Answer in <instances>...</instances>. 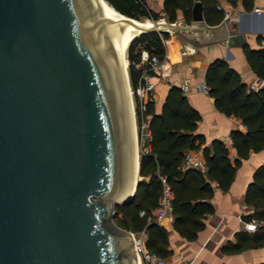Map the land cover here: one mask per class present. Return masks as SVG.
I'll return each mask as SVG.
<instances>
[{
  "label": "water",
  "instance_id": "obj_1",
  "mask_svg": "<svg viewBox=\"0 0 264 264\" xmlns=\"http://www.w3.org/2000/svg\"><path fill=\"white\" fill-rule=\"evenodd\" d=\"M122 14L104 0H0V264H139L113 221L141 178L126 22L246 42L240 23L207 24L200 0L189 24Z\"/></svg>",
  "mask_w": 264,
  "mask_h": 264
},
{
  "label": "trees",
  "instance_id": "obj_2",
  "mask_svg": "<svg viewBox=\"0 0 264 264\" xmlns=\"http://www.w3.org/2000/svg\"><path fill=\"white\" fill-rule=\"evenodd\" d=\"M118 11L131 17L156 20L161 11L170 21L177 18L181 10L186 21L191 19V7L194 0H163L161 10L152 9L147 0H106ZM207 23H218L223 19L222 8L218 9L219 0H200ZM231 5L241 4L243 10L251 11L254 0H225ZM167 31L156 30L141 32L129 42L127 56L130 85L135 88L140 80L141 69L134 62L139 59L142 48L160 57L164 56L163 39ZM258 47L243 44L246 59L257 77L264 80V36L258 35ZM136 44H139L136 48ZM136 48V52L133 50ZM208 93L214 97L216 107L230 115L239 116L246 131L235 129L230 133L235 155L231 157L229 148L222 140H212L210 146L200 147L204 137L194 134L200 115L188 102L184 91L178 85H172L159 111L155 110L153 98L147 99L142 110L144 117H149L147 130L150 138L144 141L147 150L139 155V174L134 196L131 200L117 204L114 218L116 223L126 229L138 232L145 230V247L161 257L172 253L168 231L164 225L148 221L147 217L158 205L162 191L163 176L172 190V226L174 231L186 240H194L205 223L203 217L213 212L209 199L217 186L222 190L230 187L236 168L241 159L251 151L264 150V86L250 88L241 76L224 59L210 63L205 74ZM138 121L141 112L136 104ZM201 148L205 169L185 167L183 160L187 149ZM245 202L254 208V216L264 219V165L257 167L248 183ZM144 210V214L140 211ZM249 218V216H246ZM234 242H227L222 251L238 252L251 246L264 245V225L253 232L237 231Z\"/></svg>",
  "mask_w": 264,
  "mask_h": 264
},
{
  "label": "crops",
  "instance_id": "obj_3",
  "mask_svg": "<svg viewBox=\"0 0 264 264\" xmlns=\"http://www.w3.org/2000/svg\"><path fill=\"white\" fill-rule=\"evenodd\" d=\"M147 2L152 9L161 10L163 0H147ZM155 2L156 8H154ZM218 5L223 10V19L227 18L231 23L237 22L243 26L245 43L253 48L258 47V35L264 36V12H256L254 8H264V0H254L251 11L243 10L240 3L231 5L225 0H219ZM161 14L164 20V11H161ZM232 16H237V18L233 19ZM182 18H184L183 13L178 10L175 20ZM191 20L192 18L186 21L184 18L186 24H189ZM167 32L168 36L163 39L166 69L164 74H153L150 77L154 84L152 94L156 111L161 109L172 85L180 87L184 80H188L191 85L205 81L206 70L210 63L216 59H224L241 76L242 81L248 87L257 89L264 86V80L257 77L250 68L243 45H227L221 38L194 42L179 27L175 30H167ZM261 43L264 45V40ZM184 93L189 104L200 115L193 133L204 137V142L200 145L201 148L205 145L210 146L214 139L223 141L224 138L230 136L232 130L246 131L242 119L239 116L228 115L220 111L215 105L214 97L209 93L199 91L193 86ZM139 136L141 139L140 150H147L143 144L146 139L150 138L147 128L142 135L138 130V141ZM201 148L196 150L203 157ZM193 150L187 149L185 153H191ZM229 153L231 157H234L235 148L232 145L229 147ZM241 160L230 187L226 190L217 186L214 188V195L209 199L213 206V212L207 213L203 217L205 226L194 240L184 239L174 231L172 221L164 220L162 225L168 231L172 249L171 255L166 257L170 262L191 260L193 264H264V245L251 246L234 253L222 251V246L227 242H234L236 232L243 230V224L238 215L246 204L244 200L246 187L251 181L255 169L264 165V150L251 151L248 157ZM139 176L141 177L140 174Z\"/></svg>",
  "mask_w": 264,
  "mask_h": 264
},
{
  "label": "built area",
  "instance_id": "obj_4",
  "mask_svg": "<svg viewBox=\"0 0 264 264\" xmlns=\"http://www.w3.org/2000/svg\"><path fill=\"white\" fill-rule=\"evenodd\" d=\"M218 8H221L220 5H218ZM254 11L259 13L264 12V8H254ZM231 18L235 19L237 18V16H232ZM165 63H166L165 56L160 57L155 53H150L145 48H142L140 50L139 59L134 62L135 67L141 69L140 80H142V82H140L135 88H132L130 85L131 92H133L135 98L137 99L136 103H138L141 112V119L140 121H138L140 135H142L145 132L149 123V117H144L142 114V110L145 108L144 102L147 99L153 98L152 92H153L154 84L150 80V77L153 74L155 75L164 74V71L166 69ZM191 86L205 93H208L209 90V87L205 83V81L191 85L188 80H184L180 84V88L183 91L189 90ZM223 143L226 147L228 148L231 147L232 145L231 137L227 136L226 138H224ZM183 165L185 167H190V166L196 167L201 170L205 169L204 158L200 155L199 151L197 150H193L191 153L185 154ZM161 180H162V191L158 199V205L152 211V213L147 217L148 221H153L159 225H162L165 219H168L169 221H173L174 218L172 211V202H171L172 199L171 187L163 176L161 177ZM242 209L243 210L238 215V217L243 224V228H242L243 230L252 231L255 230L257 227L264 225V219H260L254 216V208L252 206L244 204ZM144 213H145L144 210L140 211V214H144ZM246 216H249V218H246ZM129 231L133 235L136 245L137 255L142 264H151V263L152 264H193V261L191 260L188 261L180 260L177 263H172L168 260V258L158 256L157 254L148 250L145 247L144 239L146 232L144 229L138 232H135L131 229H129Z\"/></svg>",
  "mask_w": 264,
  "mask_h": 264
},
{
  "label": "bare ground",
  "instance_id": "obj_5",
  "mask_svg": "<svg viewBox=\"0 0 264 264\" xmlns=\"http://www.w3.org/2000/svg\"><path fill=\"white\" fill-rule=\"evenodd\" d=\"M106 2V4L109 6V8L111 10H113L119 17L121 18H125L124 15L122 13H120L118 10H116L110 3H108L106 0H104ZM162 22H165L163 19H160V20H157V21H152L151 19L149 18H144V19H138V20H135L133 21V23H136V24H140V25H154V24H158V23H162ZM158 26H161V27H166V26H162V25H158ZM138 27H143V26H138ZM157 27V26H155ZM140 30L137 29L135 27V25L131 24V23H128L126 22V25H125V33H126V50H127V46H128V43L130 42V40L132 38H134L137 34H139ZM126 63H127V66L129 64V59H128V56H127V51H126ZM131 89V87H130ZM132 93V92H131ZM132 96V95H131ZM133 103V102H132ZM135 117V116H134ZM135 131H136V124H135ZM136 135H137V131H136ZM138 136V135H137ZM137 136H136V148L138 149V142H137ZM139 152V150H138ZM136 177H138V174L136 175Z\"/></svg>",
  "mask_w": 264,
  "mask_h": 264
},
{
  "label": "rangeland",
  "instance_id": "obj_6",
  "mask_svg": "<svg viewBox=\"0 0 264 264\" xmlns=\"http://www.w3.org/2000/svg\"><path fill=\"white\" fill-rule=\"evenodd\" d=\"M156 2H155V5H154V8H156ZM140 19H144V18H140ZM160 19H163V17L161 16L160 18H158V19H156V20H160ZM152 20V19H151ZM139 44H136V48H137V46H138ZM136 48L133 50V52H136ZM127 51V50H126ZM128 66H127V70H128ZM130 83V82H129ZM131 95H132V102H133V110H134V116H135V124H136V131H137V135H138V130H139V127H138V117H137V112H136V102H137V99L135 98V96H134V94H133V92L131 93ZM137 142H138V150H139V153H141V150H140V147H141V139H140V136H139V141H138V138H137ZM113 221H114V223L117 225V226H119L117 223H116V219L115 218H113ZM120 227V229H123V230H126V231H129V229H126V228H124V227H121V226H119ZM138 263L139 264H142L141 263V261L139 260V258H138Z\"/></svg>",
  "mask_w": 264,
  "mask_h": 264
}]
</instances>
